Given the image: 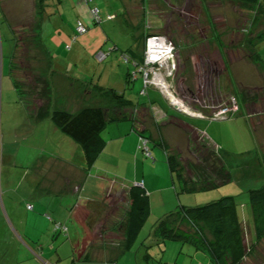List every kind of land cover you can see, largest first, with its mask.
I'll use <instances>...</instances> for the list:
<instances>
[{
  "label": "rangeland",
  "instance_id": "rangeland-1",
  "mask_svg": "<svg viewBox=\"0 0 264 264\" xmlns=\"http://www.w3.org/2000/svg\"><path fill=\"white\" fill-rule=\"evenodd\" d=\"M28 2L20 4L4 1L3 6L12 9L14 19L10 17L5 20L0 12V264H29L28 261L12 262L18 256L17 245L23 248L27 246L29 249L30 247L28 243H25L23 234L20 232L22 229L12 223L9 209L10 203L16 207L21 206L19 213L22 218L24 217L25 203L19 194L24 192L27 184L22 181L21 185H17L18 192L12 189L11 192L6 193V177L15 176L20 171L19 167H14L11 163L12 157L18 152L21 157L29 152L24 141L16 138L13 140L16 128L24 117L21 111L36 106V97H40V102L43 104L50 94L45 88L41 96L39 95L41 80H45V76L53 71L59 72L64 79L70 78L73 82L69 87L68 84L64 86L61 78L57 79V89L62 91L61 94L64 97L61 100L64 108L71 111L83 103L85 106H104L110 110V113H118L117 106H108L102 97L94 93L99 92L101 88H113L123 92L124 96L135 104L148 105L146 107L137 105L126 110L121 109L120 112L134 116L139 128H145L149 134L148 147L151 157H146L140 147L139 153L144 159L148 158L154 166L143 171L151 185L159 188L158 192L152 196L153 208L157 204L161 205L162 199L168 206L167 210L150 209L131 247L113 261H79V264H213L206 250L192 243L160 238L154 232V225L165 212L173 211L182 205L206 203L226 195H235L240 219L243 221L244 240L248 250L241 264H264V236L252 244L249 226V221L252 220L248 193V189L259 187L264 183V168L258 164V158L264 157V73L260 75V82L257 85H243L240 80V76L246 74H251L254 79L257 77L254 65L246 62V58L249 57L252 60L255 56L252 42L256 36L251 33L253 32V29H250L251 20L256 26L254 29L256 33L258 29L263 30L264 12L257 13L256 6L251 13L245 8H240L242 4L229 0H144V2L143 0H91L88 8L97 6L100 10L99 15L102 17L101 21L95 23L91 13L89 16L79 12V3L77 4L76 0H45V9L41 13L43 20L37 29L36 17L30 15L33 11L32 0ZM259 2L264 7V0ZM107 14H113L114 18L107 19ZM77 17L81 18L89 28L85 34L75 37L74 23ZM11 25H14L16 35L21 37L19 41V46L22 48L21 56H25L23 59L18 55L22 63H18L15 75L11 72L12 54L16 44ZM148 31L150 34L164 35L170 43L174 44L176 52L173 60L176 65L173 67L169 80L174 77L172 85L179 97L183 99L188 111L169 102L157 89L158 83L152 80L147 84L150 86L147 92L142 93L143 79L140 74L136 79L126 82L127 72H132L136 66L132 61H125L120 52L129 46L126 53L139 61L142 43L146 45L147 38V36L143 38L144 35L140 36V32L148 34ZM262 33L264 37V30ZM36 41H40L48 50L50 65L45 76L34 69L30 60L31 48ZM113 45H117L118 49L111 51L106 59L97 60L95 54L98 50L106 51ZM259 45L258 43L255 46L256 52L264 53L263 51L259 53ZM260 55L264 57L263 54ZM19 64L22 67H19ZM127 64H130L131 70H126ZM161 69L156 71L161 73ZM163 73L169 77L167 72ZM17 75L23 87L25 85L28 91L33 87V92L27 91L29 94H26L15 85ZM46 77L49 78L48 75ZM233 77L238 83L234 86ZM196 78H199L198 86L194 83ZM156 79H162V73L157 75ZM84 88L90 93L78 97V90L81 89L83 92ZM68 98L74 99L71 102ZM221 109L226 111L222 112ZM195 110L202 114L211 112L215 115L219 111L223 114L216 115L220 116L219 118L209 119L195 115L193 112ZM247 113L251 116L249 126L253 130L256 144L245 122ZM170 116L179 117L198 129L227 153L223 154L221 151L219 153L218 149L216 150L215 146L202 135L191 133L187 135L185 127L169 122L172 118ZM135 133L133 132L134 135ZM189 136L192 137V145L197 148L195 155L187 150ZM159 141L166 145L168 152L176 157V160L182 159L186 167L184 169L186 175H189V169H187L189 166L192 176L206 171L208 177H216L217 170L221 168L224 160L229 166L231 180L209 189L181 191L176 178L170 175L166 154ZM118 145L120 149H117L118 154L114 155L115 158L106 155L100 159L99 164L104 170L102 176L117 179L128 185L135 179V171L137 177L141 178L142 168L135 170L134 152L131 151L130 144L119 141ZM206 146L209 148L206 149ZM151 158H154V161ZM188 162L192 163V166L190 164L186 166ZM97 180L103 183L102 179ZM168 183L172 186L171 189L167 188ZM87 193L91 196L92 192L88 190ZM93 195L97 203H104V198L99 194L93 192ZM9 197L12 199L11 202ZM117 202L119 203L116 206L120 205V208L111 206L115 211L118 210L115 216L109 219L113 222L119 220L116 217L126 212L121 196L117 197ZM42 214L46 217L43 212ZM79 217H81L80 214ZM32 224L33 222L29 219L23 228L26 227L32 235H37L40 223L38 222L36 227ZM75 224L80 231V239L83 238L86 244L95 237L96 233L90 238V234L86 231L90 229L79 226L77 220ZM111 225H113L112 232L104 235L105 245L114 248L118 242L116 236L120 233V227L115 223ZM84 231L87 234L85 236ZM75 233L77 232L74 228ZM60 234V232L50 234L48 243L52 245L58 236H62ZM35 237V241L30 244L42 245L41 238L44 234ZM60 240L62 237L58 238V241ZM85 243L82 241L80 247L83 248ZM101 244L102 240L97 239L94 245L98 248ZM55 245L49 249L53 251L56 248ZM47 249L48 247L45 248ZM37 260L43 264L40 259ZM63 260L65 259H60L59 262ZM66 262L73 264L72 258H68Z\"/></svg>",
  "mask_w": 264,
  "mask_h": 264
},
{
  "label": "crops",
  "instance_id": "crops-1",
  "mask_svg": "<svg viewBox=\"0 0 264 264\" xmlns=\"http://www.w3.org/2000/svg\"><path fill=\"white\" fill-rule=\"evenodd\" d=\"M4 1L23 4V2L27 3L29 0H0V4L2 2L4 4ZM36 2L37 0H32L33 11L30 15L36 17V23L40 24L43 20V15L38 13ZM89 2L90 1L87 2V0H76V3H79V12L81 11L82 14H88L90 16L88 8ZM240 8H245L251 13L252 11L254 12L255 9L254 6L246 5H242ZM1 12L5 20H8L10 17L12 19L15 18L13 13H11L12 9H8L3 6V10ZM28 13H30V11ZM255 16L257 17V14ZM77 19L81 18L77 17ZM251 22L253 24L250 26V29H253V32L251 33L256 36L255 40L252 42V45L254 46L253 50L256 51L255 46L259 43V53L262 51L264 52V37H262L264 29H258L257 34L256 30H254L256 27L255 24L252 20ZM128 47L129 46L125 48L127 49ZM47 51V48L40 41H36L31 48L30 60L32 66L43 76L48 73L50 65ZM260 54L264 55V53ZM260 54L259 57L255 55L252 60L249 57L246 58V62L254 65L257 77L255 76L256 78L254 79L251 74L240 76V80H242L241 83L243 85H257L260 82V75H263L264 73V57ZM126 70H131L130 64H127ZM47 75L49 78L46 77ZM47 75L45 76L47 81H44L43 79L41 80L40 88L43 90H45V88L46 90H49L50 95L47 96V99H45L43 104L41 103L40 106L26 108L21 111V114L24 117L18 124V128H16L17 131L13 137V140L16 138L24 141V145L29 152L23 154V157L19 155V152L12 157L13 160H11V163L14 167H19L20 171H18L15 176L12 175V177H6L7 185L5 192H11L12 189L18 192L19 187H17V185H21L22 181L27 184L24 187V192L22 194L18 193L19 196H21L23 203H25L24 219L19 213L21 206L16 207L10 203L9 209L12 223L22 229L20 232H22L25 243H28L30 249L27 246L23 248V246L17 245L16 251L18 256L12 262L19 263L28 261L29 264H40L37 260L40 258L44 260V262H42L43 264H67L66 260L68 258H72L73 264H79V261H113L121 254H116L114 248H111L110 245H105L106 237H104V235H108L112 232L111 227L113 225L111 224L115 223L120 227L121 222L125 219L124 214L116 217V219L118 218L119 220H115L114 222L110 221L118 211L111 208V206L115 207L118 205V196H121V201L125 203V206H127L128 188L136 182H142L149 195L150 209L167 210L168 208L164 199H162L161 205L157 204L156 207L153 208L152 196L158 192L159 188H155L151 185V182L143 169L148 167L150 168L154 166V164H152L148 158L144 159L141 157V154L139 153V149L141 147L138 142V135L133 130V121L130 117H125L114 122H109L104 127L102 130V136L105 140V146L99 153L95 163L92 166L87 167L81 147L70 137L65 135L51 121L50 118L53 108L59 107L70 112H76L80 108L84 107L85 104L81 103L77 105L72 111L71 109L64 108V104L61 101L64 97L61 94L62 91L57 89V79L61 78V81L65 84L64 86L68 84L69 87L73 82L70 81V78H62L59 75V72L55 73L53 71ZM232 79L233 86L237 85L238 83L236 82V79L234 77ZM46 92L47 91H45V93ZM80 92L81 89L78 90V97H83L90 93L86 88H84L83 92ZM94 93L99 95V97H102L105 104L107 103L108 106L112 107L111 105H114L112 100L106 98L101 93ZM105 98L107 100H105ZM68 99L72 102L74 98ZM144 106L146 107L148 105ZM245 122L256 144L255 136L253 130L249 126L247 117H245ZM119 141L122 143L126 141L132 146L131 151L134 152V168L135 170H137V168H142L141 178L139 179L137 177V172L135 171V179H133L128 185L122 181H118L117 179L114 180L108 176H102L104 175V170L99 164L100 159L102 157H106V155L115 158L114 155L118 154L117 149H120V145H118ZM151 160L154 161V158ZM97 179H102L103 183H100ZM167 188L171 189L172 186L168 183ZM88 190L89 192H92L90 193L91 196L88 195ZM93 192L104 198V203H97V201L93 199V197H95ZM11 201L12 199L9 197V202ZM27 204H31L32 207L30 209L27 208ZM125 206L123 208H125ZM116 208H120V205L118 207L116 206ZM42 212L46 217L43 216ZM79 214L81 217H79ZM110 214L111 217H109ZM29 219L33 222V227H36L38 222L40 223V226L38 227L39 233L36 234L39 237L40 234H44V237L41 238L42 245L36 243L33 246L30 244V242L33 243V241H35V236L37 235H32L27 231L26 227L23 228L27 225ZM75 220H77L78 225L82 228H91V231H86L90 234V238L91 236L94 237V234L96 233V238H91L87 244L84 242L83 238L80 239V231L77 230L78 226H76ZM56 223H60L62 226H65L66 230L63 231L58 229L57 231H54ZM74 228L77 232L75 234ZM55 232L61 233L60 235L62 236H58V238L62 237V240L58 241L57 238V240L52 242L51 245L48 243V240H50V234ZM66 233L68 234L65 236ZM85 235L87 234H85L84 231V236ZM116 238L119 240V235H117ZM15 239L16 238L14 237V240ZM97 239L102 240V244L99 245L98 248L94 245L95 242H97ZM41 241L39 240V243ZM82 241L85 243L83 248L80 247V243ZM54 245L56 248L53 251L49 249ZM47 247L48 249L45 250ZM60 259L65 260L59 262Z\"/></svg>",
  "mask_w": 264,
  "mask_h": 264
},
{
  "label": "trees",
  "instance_id": "trees-1",
  "mask_svg": "<svg viewBox=\"0 0 264 264\" xmlns=\"http://www.w3.org/2000/svg\"><path fill=\"white\" fill-rule=\"evenodd\" d=\"M88 1L91 0H87V2ZM229 1L240 3L246 6H254L255 9L257 6V10H256L257 13L261 11L264 12V7L259 2V0H229ZM45 4H46L45 0H37L36 2V8L38 13H40V15H42L41 13L45 9ZM2 5L3 2L0 4L1 6L0 12L3 10ZM92 8L94 7L89 8L90 13ZM106 18L107 19L114 18V15L107 14ZM77 20H75L74 23L73 35H75V37L76 35H81V34H77L75 30V25ZM79 20L84 22L82 19ZM101 20L102 17L100 21ZM85 25L89 28V26L86 23ZM11 26L16 41V44L14 46V51L12 54V60H11V72H13L15 75L16 67L18 63H22L21 61H19L20 58L18 57V55L21 56L20 50L22 48L19 46L20 45L19 41H21V37L18 34L16 35L17 32H15L16 29L13 28L14 25ZM39 27L40 24L37 23V29H39ZM141 35H144L143 38H145L146 36H149L150 33L149 31L148 34L147 32L146 33L142 32V34L140 32V36ZM137 39L138 38L136 36V40ZM117 49H118L117 45H113L109 47L108 50L106 51L102 50L106 55L103 59H106L107 56L111 53V51ZM143 50H144V44H142L141 47V54L139 61L135 60L133 57H130L126 53V50H121L120 55L125 61L127 62L132 61L133 65L136 66L135 63H141ZM255 55L259 57V54L256 51H255ZM21 57L23 59L25 58V56L24 57L21 56ZM97 60L99 59L97 58ZM20 66L21 64H19V67ZM135 70L136 67L134 68L133 71ZM132 72L130 71L128 72L126 76V82L132 79H136L139 74L141 75V73L138 72L137 75L133 77ZM15 77L17 79V80L15 79V85L18 86V88L21 91H23L26 94H29L28 92H33L32 91L33 87H31L30 91H28V89H25V85L23 87L21 81L18 80V75ZM20 80H22V78H20ZM195 80L196 81L194 83L196 86H198L199 78H196ZM44 81L47 80L45 79ZM142 90L144 92H142ZM147 90L148 87L146 88L142 87L141 92L145 93L147 92ZM41 93H43L42 88L39 89V95ZM99 93H101L103 96L114 102L113 106L118 107L119 110L118 113L116 112L110 113L109 112L110 110L106 109V107L104 106L89 105L80 108L76 112H70L63 108L56 107L52 110L50 116L51 121L65 135L70 137L75 143H77L81 147L87 167H90L95 163L99 153L103 150L105 146V140L102 136V130L109 122H114L125 117H130V119L133 121V130L138 134L139 144H140L139 136L142 135L148 137L150 141L149 134L145 131L146 129L143 127H141L142 129L139 128L140 126L136 124V119L134 118V116L120 112L121 109L126 110L128 108H131L133 106L135 107L137 105H141L145 107L144 106L145 104H138V103L135 104L133 103V101H131V99L126 98L123 92H118L113 88H106V89L101 88ZM36 99L35 101L37 103L34 102L36 105L34 107H38L41 105L40 97H36ZM202 115L200 117L209 118V119L220 117V116L213 117L211 112L208 113L203 112ZM170 117L172 118L169 119V122L185 127L187 135L189 133L194 135L197 134V135H202L204 139H208V137H206L204 133L194 128L193 126H190L179 117L176 116H170ZM245 117H247L249 121L251 116L247 113L245 114ZM191 138L192 137L190 136L187 137V150L192 155H195L197 153L196 151L197 148L194 145H192L193 141ZM209 142L215 146L216 150L218 149L219 153L220 151L223 154L227 153L225 150H221L219 147H217L215 143H212L210 140ZM158 143L162 146L164 153L166 154V162L169 168L170 175L172 178L173 177L176 178L179 184V189L181 191H197V190L209 189L218 185L225 184L231 180L230 171L228 170L229 166L225 164L224 160L221 168L217 170L216 177H211V176L208 177L206 171H201L200 174L192 176L190 170L191 168H189L188 166L189 164L190 166H192V163L189 162L186 164V166H188L187 169H189L188 170L189 175L188 174L186 175L184 172V169H186V167H184L183 165L184 163H182L183 162L182 159L180 161L176 160V157H174L172 154L168 152V149L163 142L161 143L159 141ZM205 148L207 149L209 147L206 146ZM261 158H258V164L264 168V159ZM248 193H249L251 220H252L251 222L249 221V226L251 228L252 244H255L256 242L261 240V238L264 236V183L261 184L259 187L248 189ZM125 210H126L125 219L124 221L121 222L119 228L120 233L118 235L120 239L118 240V242H116L117 244L114 247L116 254H121L131 247L135 237L137 236V233L139 232L141 226L143 225V223L145 222V220L147 219L150 213L149 195L147 193V190L143 186V183L142 185L132 184L128 188L127 206ZM242 224L243 221L240 219L237 204L235 202V195H226L218 199L206 203H201L198 205H192V206L182 205L181 207H177L173 211L171 210L164 213L156 220V223L154 225V232L160 238L176 239L183 241L185 243H190V244L192 243L196 247L206 250L207 255L209 256L213 264H241L243 259L247 255V250H248L244 240V231ZM57 230L58 229L54 227V231ZM40 260L44 262V260H42L41 258Z\"/></svg>",
  "mask_w": 264,
  "mask_h": 264
},
{
  "label": "built area",
  "instance_id": "built-area-1",
  "mask_svg": "<svg viewBox=\"0 0 264 264\" xmlns=\"http://www.w3.org/2000/svg\"><path fill=\"white\" fill-rule=\"evenodd\" d=\"M91 14L93 16V20L100 21L101 17L99 15V10L97 7H94L91 9ZM87 26L84 22L81 20H77L75 25V30L77 34H83L87 31ZM176 52L174 44L170 43L167 40V37L164 35H157V34H150L146 38V45L144 44V50H143V59L141 63H135L136 64V70L132 72V76L135 77L137 73H141L143 78V88L150 87L149 83H151V80L156 84L157 89L160 93H162L166 99H168L169 102L173 103L174 105L178 107L184 108L183 110L188 111L187 106L182 101L183 99L179 97L177 92L175 91V88L173 87L174 83V77L172 80H169V78L172 76V70L173 67L176 65L175 60H173L174 54ZM96 58L99 60H102L106 55L105 53L100 50L96 53ZM161 69L162 73V79L157 80V75H160V72H157L156 70ZM163 72H167L169 74V77H166V75ZM160 78V76H158ZM144 90V89H143ZM142 90V92H144ZM179 101V102H175ZM222 112H225L226 109H221ZM195 115L201 116L202 112L195 110L193 111ZM213 114V117H219ZM226 115V114H225ZM203 116V115H202ZM140 138V147L145 153V156H151L148 143L149 139L145 136H139ZM135 185H142V182H136ZM27 208H31V204L26 205ZM55 228L59 230H66L65 226H62L60 223L55 224Z\"/></svg>",
  "mask_w": 264,
  "mask_h": 264
},
{
  "label": "bare ground",
  "instance_id": "bare-ground-1",
  "mask_svg": "<svg viewBox=\"0 0 264 264\" xmlns=\"http://www.w3.org/2000/svg\"><path fill=\"white\" fill-rule=\"evenodd\" d=\"M175 102H179V101H175Z\"/></svg>",
  "mask_w": 264,
  "mask_h": 264
}]
</instances>
